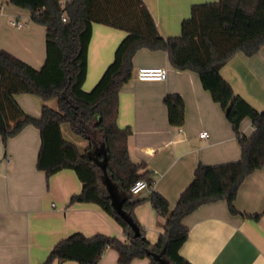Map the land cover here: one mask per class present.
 <instances>
[{"label":"trees","instance_id":"16d2710c","mask_svg":"<svg viewBox=\"0 0 264 264\" xmlns=\"http://www.w3.org/2000/svg\"><path fill=\"white\" fill-rule=\"evenodd\" d=\"M28 9L31 20L46 27V61L35 69L7 51L0 50V136L3 143L26 127L40 131L41 148L37 167L50 177L62 170H73L82 183V191L70 204H97L123 229L126 239L98 233L86 236L77 232L59 241L44 264H99L107 250L118 253V264L149 259L160 264L150 252L160 254L172 264H191L180 254L189 230L184 219L199 207L226 200L232 213H238L235 200L244 181L264 166V110L254 108L235 93L223 78L222 68L238 53L248 57L264 46V0H218L192 6L183 20L181 34L163 38L143 0H10ZM63 15L66 21L63 20ZM93 24H101L127 33L117 49L114 62L92 91L84 84L88 70V50ZM143 48L168 54L171 65L199 75L233 127L241 146L238 161L207 166L199 164L192 183L181 194L175 207L153 191L150 202L166 219L156 243H151L134 215L144 199L131 193L141 179L151 187L154 180L146 167L132 161L128 138L132 130L118 125L119 94L134 71L133 59ZM18 94H31L43 101L40 117L28 115L16 100ZM57 100V109L49 101ZM164 103L169 122L181 127L185 121V102L179 95H168ZM251 120L254 132L247 137L242 122ZM86 142L84 151L66 139L63 126ZM104 148L106 155L100 152ZM95 159L89 153L95 154ZM106 163V168L104 162ZM106 176L124 199L123 209L134 226L116 211L106 184ZM258 218V217H256ZM136 228L140 235H136Z\"/></svg>","mask_w":264,"mask_h":264},{"label":"crops","instance_id":"0c3cea01","mask_svg":"<svg viewBox=\"0 0 264 264\" xmlns=\"http://www.w3.org/2000/svg\"><path fill=\"white\" fill-rule=\"evenodd\" d=\"M9 1L0 0V50L40 69L47 55L46 27L33 22L28 9ZM143 1L159 33L167 39L180 36L182 22L190 17L193 5L218 0ZM13 21L22 26L13 25ZM126 36L124 31L93 24L88 67L94 66L95 71L84 85L86 91L114 62ZM133 65L132 78L119 94L118 125L132 130L128 138L130 157L134 163L144 164L146 168L141 172L148 171L154 180L152 190L136 196L144 201L135 208L134 215L148 240L156 243L166 219L153 208L152 192H158L175 207L199 164L238 161L242 152L232 125L197 73L174 68L166 52L148 48L136 53ZM143 67L166 68L168 77L162 82L140 81L137 73ZM221 74L236 94L257 110H264V46L253 57L238 53ZM168 95H179L185 102L181 127L169 122L164 103ZM16 100L25 113L40 117V97L18 94ZM241 131L252 136L251 120L242 122ZM203 132L209 136L202 138ZM40 148V131L34 126L26 127L7 145L0 136V264H44L59 241L77 232L88 237L101 233L124 241V229L100 206L70 204L71 197L83 187L73 170L47 177L38 169ZM235 207L238 213L234 214L228 202L221 200L187 216L183 222L189 236L180 248L182 257L191 264H264V166L241 185ZM99 264H118V253L107 250ZM132 264H150V260H135Z\"/></svg>","mask_w":264,"mask_h":264},{"label":"built area","instance_id":"2783aa9c","mask_svg":"<svg viewBox=\"0 0 264 264\" xmlns=\"http://www.w3.org/2000/svg\"><path fill=\"white\" fill-rule=\"evenodd\" d=\"M69 1V0H68ZM63 20L66 21L65 16L63 15ZM13 25L21 27L22 25L13 21ZM137 77L140 81H157L162 82L165 81L168 77V70L166 68L161 67H143L138 70ZM209 135L207 132L201 133L202 138H207ZM9 161L10 158L7 157ZM153 187L149 185V183L144 180H138L133 187L131 188V193L135 196L139 195L144 190H152Z\"/></svg>","mask_w":264,"mask_h":264},{"label":"water","instance_id":"95a60500","mask_svg":"<svg viewBox=\"0 0 264 264\" xmlns=\"http://www.w3.org/2000/svg\"><path fill=\"white\" fill-rule=\"evenodd\" d=\"M101 153H103L104 155H106V152L104 151V148H102L100 150ZM98 154V152H96L95 154L89 153V156L92 159H95V155ZM106 163L107 161L104 162L105 164V168H106ZM106 184L107 187L109 189L110 192V197L112 199L113 205L116 209V211L118 212V214L120 215V217L122 219H124L126 222H128L131 226H134L132 220L130 219V217L128 216V214L124 211L123 209V202L124 199L122 198V196L118 193L117 188L115 187V185L111 182L110 178L108 176H106ZM136 235L139 236L140 235V231L136 228ZM150 255H152L154 257V259L159 262L160 264H172L167 258L164 257V252L157 254V253H152L150 252Z\"/></svg>","mask_w":264,"mask_h":264},{"label":"rangeland","instance_id":"374dc122","mask_svg":"<svg viewBox=\"0 0 264 264\" xmlns=\"http://www.w3.org/2000/svg\"><path fill=\"white\" fill-rule=\"evenodd\" d=\"M95 70H94V66H89L88 67V70H87V78H86V82H85V84L87 83V81H88V79H90V77H91V74H92V72H94ZM98 83V81L95 83V84H97ZM84 84V85H85ZM95 85H93V87H94ZM92 87V88H93ZM90 89V91H92L93 89ZM85 90V89H84ZM86 91V90H85ZM90 91H86V92H90ZM49 105L51 106V107H53V108H56L57 109V100L54 98L53 100H51V101H49ZM63 133H64V136H65V138L66 139H68V140H70L71 142H73V143H75L78 147H80V149H81V151H84V149H85V141L82 139V138H80V137H78V136H76L75 134H73V132H72V130H71V127H70V125L69 124H65L64 126H63Z\"/></svg>","mask_w":264,"mask_h":264}]
</instances>
